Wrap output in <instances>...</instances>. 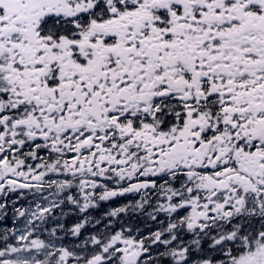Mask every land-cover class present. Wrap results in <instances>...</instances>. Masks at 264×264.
Returning a JSON list of instances; mask_svg holds the SVG:
<instances>
[{
	"label": "snow or ice",
	"instance_id": "obj_1",
	"mask_svg": "<svg viewBox=\"0 0 264 264\" xmlns=\"http://www.w3.org/2000/svg\"><path fill=\"white\" fill-rule=\"evenodd\" d=\"M0 264H264V0H0Z\"/></svg>",
	"mask_w": 264,
	"mask_h": 264
}]
</instances>
